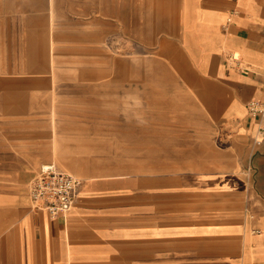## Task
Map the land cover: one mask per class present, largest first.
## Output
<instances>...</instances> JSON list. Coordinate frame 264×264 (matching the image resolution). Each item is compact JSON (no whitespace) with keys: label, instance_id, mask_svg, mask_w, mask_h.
Listing matches in <instances>:
<instances>
[{"label":"crops","instance_id":"obj_1","mask_svg":"<svg viewBox=\"0 0 264 264\" xmlns=\"http://www.w3.org/2000/svg\"><path fill=\"white\" fill-rule=\"evenodd\" d=\"M74 10L76 22L107 21L121 31L114 51L131 52L136 42L140 51L167 57L177 75L82 77L80 94L60 96L69 104L60 108V132L74 133L63 138L69 142L25 144L11 152L22 159L25 176L0 178V264H71L83 244L95 250L87 240H190V264H264V117L248 107L264 103V0H75ZM99 81H106L105 107L98 103ZM132 101L158 109L150 111L155 120L138 124ZM188 107L190 122L180 124L176 115ZM162 109L177 123H158ZM135 132L190 133L140 138L137 150L157 158L165 143L170 157L178 149L190 153L189 205L162 203L170 189L161 175L81 177L73 165L60 167L66 149L81 164L130 165ZM118 138L114 147L110 139ZM48 162L82 181L65 217L32 206L30 183Z\"/></svg>","mask_w":264,"mask_h":264},{"label":"rangeland","instance_id":"obj_2","mask_svg":"<svg viewBox=\"0 0 264 264\" xmlns=\"http://www.w3.org/2000/svg\"><path fill=\"white\" fill-rule=\"evenodd\" d=\"M74 9L75 0H0V178L25 176L22 159L18 154L16 158L11 156L14 150L16 152L30 142V146L38 149H44L46 142L60 147L59 138L64 140V137L74 135L73 132H60L65 119L60 116V108L69 105L66 98L60 96L80 94V78L177 75L167 57L140 51L144 48L136 42L132 43L131 52L114 51L119 48L117 46L121 48V31L108 26L107 21L76 22ZM104 82L99 81L98 86L100 107H105L101 95L105 93V86L101 84ZM179 101L180 104H189L185 98ZM148 103L146 107L145 102H131L132 118L138 124L155 120L150 118V111L154 113L158 109H152ZM161 103L166 105L170 102L161 100ZM51 110L52 116H44ZM164 112L162 109L161 116H156L158 123L166 125L177 123V120L187 125L190 122V107L179 110L176 120H171L170 114L162 115ZM184 135L190 136V133H132L130 165L81 164L78 159L74 160L80 155L66 149L67 157L63 158L60 167L71 170L69 166L73 165L77 169L74 172L81 177L121 175L117 172L161 175L163 188L170 189L164 192L162 203L189 205L190 192L186 189L190 188V153L188 156L185 155L187 150L178 149V152L172 151L178 154L170 157V146L165 143L158 148L157 158L154 155L147 159L149 150L137 151L140 138L155 142L156 137L159 141L160 138ZM117 142H122V139H110L114 147ZM105 143L104 138L97 144L101 148ZM99 151L106 152V149ZM43 165L47 166L49 162ZM87 241L94 242L95 250L83 244L77 259L73 258L71 264H190V240Z\"/></svg>","mask_w":264,"mask_h":264},{"label":"built area","instance_id":"obj_3","mask_svg":"<svg viewBox=\"0 0 264 264\" xmlns=\"http://www.w3.org/2000/svg\"><path fill=\"white\" fill-rule=\"evenodd\" d=\"M231 59L237 58L232 55ZM250 114L264 117V103L251 102ZM264 131V126L261 128ZM82 181L77 176L59 170L54 164L43 166L30 183V198L36 210L52 218L65 217L75 206Z\"/></svg>","mask_w":264,"mask_h":264}]
</instances>
